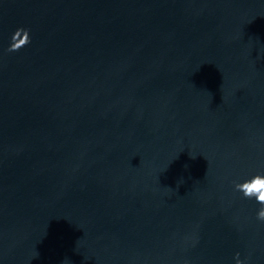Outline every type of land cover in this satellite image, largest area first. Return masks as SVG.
Segmentation results:
<instances>
[{"label":"water","instance_id":"obj_1","mask_svg":"<svg viewBox=\"0 0 264 264\" xmlns=\"http://www.w3.org/2000/svg\"><path fill=\"white\" fill-rule=\"evenodd\" d=\"M257 174L264 0H0V264H264Z\"/></svg>","mask_w":264,"mask_h":264},{"label":"clouds","instance_id":"obj_2","mask_svg":"<svg viewBox=\"0 0 264 264\" xmlns=\"http://www.w3.org/2000/svg\"><path fill=\"white\" fill-rule=\"evenodd\" d=\"M23 36V39H18ZM12 42L8 48V52H16L22 47L31 42L29 30L25 28H18L12 38ZM235 189L243 194L246 198H255L256 202L261 205L257 212V219L264 222V175H255L251 179L244 181L243 183L235 184ZM240 254L236 253V264H244L239 258Z\"/></svg>","mask_w":264,"mask_h":264}]
</instances>
